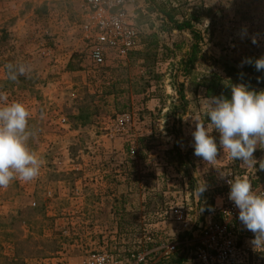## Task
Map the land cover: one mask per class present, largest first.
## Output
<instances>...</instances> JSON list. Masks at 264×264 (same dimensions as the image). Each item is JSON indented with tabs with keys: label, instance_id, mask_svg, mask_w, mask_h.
<instances>
[{
	"label": "rangeland",
	"instance_id": "1",
	"mask_svg": "<svg viewBox=\"0 0 264 264\" xmlns=\"http://www.w3.org/2000/svg\"><path fill=\"white\" fill-rule=\"evenodd\" d=\"M226 1L139 0L140 45L125 60L109 57L96 66L82 46L81 0H0V93L28 108V146L41 160L36 179L0 188V264H82L97 251L126 260L183 225L169 213L176 207L191 229H177L173 263L188 264L178 254L189 232L195 251L200 225L210 221L232 226L247 264H264L253 234L239 230L227 211L233 202L221 176L257 173L252 186L260 192L264 171L224 157L222 149L207 164L192 147L191 118L210 123L203 81L211 73L225 78L224 65L244 60L251 37L264 42V0H239L249 1L239 7ZM161 8L189 21L200 38L173 28ZM193 44L196 57L187 63ZM9 64L30 71L13 81ZM211 135L219 148V133ZM254 157L264 158V145ZM157 256L145 264L159 263Z\"/></svg>",
	"mask_w": 264,
	"mask_h": 264
},
{
	"label": "clouds",
	"instance_id": "2",
	"mask_svg": "<svg viewBox=\"0 0 264 264\" xmlns=\"http://www.w3.org/2000/svg\"><path fill=\"white\" fill-rule=\"evenodd\" d=\"M241 38L247 30H241ZM257 44V38L251 37ZM243 64L253 65L257 72L264 71V56L245 58ZM30 68L25 64L7 65L10 80L26 75ZM261 77H257L259 81ZM205 115L210 123L205 126L199 117L191 118L194 124L192 147L194 155L207 164L217 161L219 149L224 157L239 160L249 168L259 164L264 171V158L254 157L258 145H264V90L250 89L243 83L231 85V98L223 95L205 98ZM30 112L19 101L7 102V96L0 93V188H7L14 180L29 182L40 173L41 160L30 150L28 140ZM213 130L219 133V148ZM256 169V168H255ZM220 171L219 169H217ZM222 178L227 177L221 173ZM230 186L228 198L238 208V219L244 228L253 234L250 243L254 250H264V192H257L247 176H235L226 180ZM207 190L206 182L197 185L200 197ZM211 210V209H209Z\"/></svg>",
	"mask_w": 264,
	"mask_h": 264
},
{
	"label": "built area",
	"instance_id": "3",
	"mask_svg": "<svg viewBox=\"0 0 264 264\" xmlns=\"http://www.w3.org/2000/svg\"><path fill=\"white\" fill-rule=\"evenodd\" d=\"M139 0H81L83 20L81 24L82 46L88 59L96 66H103L109 57L125 60L129 53L140 44V31L135 22V10ZM228 173L224 178L247 176L250 181L258 179L257 173ZM229 186V185H228ZM260 192H264L261 189ZM223 206L217 210L225 212ZM228 212H232L233 223L239 230H245L238 219L239 210L231 203ZM170 215L183 229H191L190 218L181 208H172ZM202 226L203 235L194 251V264H239L245 260V248L238 246L231 225L207 221ZM175 244L166 246L165 254L175 251ZM146 253H130L126 260L105 251L90 253L83 258L82 264H145ZM43 264H54L45 259Z\"/></svg>",
	"mask_w": 264,
	"mask_h": 264
},
{
	"label": "trees",
	"instance_id": "4",
	"mask_svg": "<svg viewBox=\"0 0 264 264\" xmlns=\"http://www.w3.org/2000/svg\"><path fill=\"white\" fill-rule=\"evenodd\" d=\"M154 1V0H151ZM161 14L167 18L169 22H171L172 27L177 30L188 29L192 34L196 41L200 38V35L195 33L192 30V25L187 20L178 21L173 19L172 13L169 10L161 8ZM196 44L192 45L190 55L188 57L187 63H191L196 57ZM132 52V51H131ZM130 52V53H131ZM129 53V54H130ZM138 54L142 55V58L146 63L150 62L151 56L147 53L138 52ZM261 57V55H246L245 58L256 59ZM244 58V60H245ZM188 65V64H187ZM225 69V78L211 73L204 81L203 86L205 88V97L211 96H220L223 95L225 98H231V85L243 83L248 85L250 89H254L256 91L264 90V71L257 72L253 65L243 64L241 66L240 61L232 60L230 63H226L224 65ZM257 77H261L258 81ZM80 118V117H79ZM77 117V119H79Z\"/></svg>",
	"mask_w": 264,
	"mask_h": 264
},
{
	"label": "crops",
	"instance_id": "5",
	"mask_svg": "<svg viewBox=\"0 0 264 264\" xmlns=\"http://www.w3.org/2000/svg\"><path fill=\"white\" fill-rule=\"evenodd\" d=\"M249 1H243V2H240L239 0H229V1H226V4H232L233 6L235 7H239V5H243L244 3H248ZM139 3V2H138ZM251 5V4H250ZM238 18L237 15H235L234 13L231 15L230 19H231V24H232V27H234L236 24L234 23L233 24V21L234 19L236 20ZM234 25V26H233ZM235 31V30H234ZM261 34H264V33H261ZM259 39H264V35L262 36H259L258 37ZM140 45V44H139ZM138 45V46H139ZM138 48V47H137ZM136 48V49H137ZM243 56H245V54L247 55H261V56H264V42L260 43V42H257V44H251V45H248L247 46V49L245 48V51L242 53ZM242 56V57H243ZM179 227H177L176 225L172 227L173 231H171L170 235L171 237H166L163 235V237L160 238V240L157 242V245L155 248H151V249H144V252L146 253V261L148 259H152L154 258L156 255L157 256V260H159V263H155V264H161L163 262V264H175L172 262V260L170 259L171 256L174 254V252H177V249L176 251L172 252L171 254L169 255H166L165 254V251H166V246L172 242H175L178 244V229ZM189 235H191L192 237H190L189 240H186L185 242V248L184 249H181V251L179 252L178 255L182 256L183 258H185L186 262L189 264L190 262L192 263V260L194 259L193 257V253H194V248L195 246H193L192 248L190 247V245L193 243V237H195V232L194 231H190L189 232ZM178 248V247H176ZM180 257V258H182ZM161 258V260H160ZM247 259L244 260L242 263H239V264H247Z\"/></svg>",
	"mask_w": 264,
	"mask_h": 264
}]
</instances>
